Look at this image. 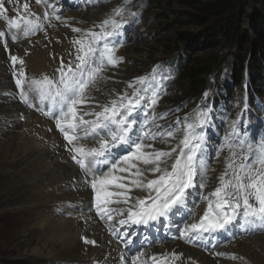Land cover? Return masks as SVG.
I'll list each match as a JSON object with an SVG mask.
<instances>
[{
    "label": "snow or ice",
    "instance_id": "obj_1",
    "mask_svg": "<svg viewBox=\"0 0 264 264\" xmlns=\"http://www.w3.org/2000/svg\"><path fill=\"white\" fill-rule=\"evenodd\" d=\"M36 2L46 5L45 20H49L50 8L57 21L67 24L57 14L59 0ZM23 9L29 11L28 3ZM7 11L4 0H0V19L6 23V30H0V44L5 50L8 39L15 43L44 31L40 18H31L35 14L10 18ZM126 11L130 16L138 15L117 7L89 29L73 27L78 34L72 40L74 59L65 64L61 58L55 78L28 77L24 59L9 53L17 99L54 121L66 141V151L82 172L83 186L93 192L89 211L94 209L108 232L131 253L128 259L120 253V264H175L182 253L153 254L143 259V248L161 236L216 247L218 237L231 239L235 238L230 235L233 233L264 231V137H250L240 130L239 121H232L231 131L219 135L214 148L211 139L217 135L216 113L207 106L167 121L171 113L158 114L156 107L168 94L167 85L173 77L159 65L150 74L127 82L122 92L104 94L115 95L114 99L100 102L93 95L99 91L94 86L106 78L108 69L117 68L124 60L116 52L123 45V30L129 24L123 18ZM161 120L166 123L160 124ZM224 123L221 120L222 126ZM86 140L94 141L95 146L81 143ZM156 143L172 146L163 150L156 148ZM225 150V170L215 178L213 190L205 192L211 161ZM134 189L147 195H133ZM201 204L205 205L202 215L198 214ZM172 230L178 236L172 235ZM148 233L153 236L149 238ZM81 239L96 244L88 237ZM215 255L243 259L223 252Z\"/></svg>",
    "mask_w": 264,
    "mask_h": 264
},
{
    "label": "bare ground",
    "instance_id": "obj_2",
    "mask_svg": "<svg viewBox=\"0 0 264 264\" xmlns=\"http://www.w3.org/2000/svg\"><path fill=\"white\" fill-rule=\"evenodd\" d=\"M107 10L108 6H104L76 12L74 15L79 19L91 21L106 15ZM68 28V24L54 22L44 29L46 32H40L37 37L31 38V45L24 44L21 40L12 44L20 51L12 49V52L25 60L31 72L39 73V78L42 75L50 77L54 75L55 67L58 65V56L66 54L60 49L68 45L65 40L59 45L54 42V38L59 37L63 40V37L70 33ZM141 35L142 33L139 34ZM46 36L50 38V43H54L53 47H50V43L45 40ZM11 43L9 40V47ZM24 45L31 49L30 53L27 54L26 51L23 53ZM0 46V157L3 168L0 171V191L9 194L0 211L16 209L20 219L29 226L28 231L25 230L22 236L23 248L27 250L30 246L29 236L41 235L40 245L37 244L39 250L35 255L41 250H48L47 257L53 260V264H92L95 261L99 264H120L119 244L110 238L108 232L93 215L87 213L90 204L93 203V192L89 187L83 186L78 166L71 160L64 147L66 141L48 118L41 117L39 111L17 99V88L14 89L10 72L3 62L7 56L2 44ZM141 46L143 50L147 48L143 43L131 40L120 53L127 57L128 62H133L134 59L147 53L141 49ZM52 54L55 61L51 58ZM27 68L25 66L28 75ZM136 71L135 65L125 63L115 73L108 74L121 81H109L107 78L100 80L94 86L99 91H94L93 95L98 100L114 97L115 95L104 94L111 93L112 90L116 93L121 91L127 83L126 78L132 77ZM13 89L16 91L15 96L12 93ZM21 116L25 117L24 122H21ZM63 160H66L67 164ZM75 177L77 181L74 183ZM74 185H77V192L72 190ZM69 204L76 207H69ZM40 206L48 209V212H32ZM69 213L73 217L78 216L73 218ZM81 217H85L86 221H81ZM80 237L95 240L96 244H86ZM56 244L59 247L53 250ZM167 247L168 251L183 252L185 261L191 257L204 264H217L210 255L179 242H175L173 247L172 243H169ZM225 249L243 259L223 260L219 264H264V234L230 243ZM158 252L156 254L162 255L160 251Z\"/></svg>",
    "mask_w": 264,
    "mask_h": 264
},
{
    "label": "rangeland",
    "instance_id": "obj_3",
    "mask_svg": "<svg viewBox=\"0 0 264 264\" xmlns=\"http://www.w3.org/2000/svg\"><path fill=\"white\" fill-rule=\"evenodd\" d=\"M155 1L156 0H149V2H147V6H148V10L146 12L147 19H146V23H144L145 26L142 27L140 31L142 35L139 36L137 40H134L136 42L143 43L145 47L147 48L143 50V47L141 46V49L143 51H147V53L143 54L138 59H134L133 62H128V61L126 62L128 65L133 64L136 66L137 71L132 77L141 75L142 73L146 72L149 69L151 64H153L154 62L162 58H165L166 56L173 55L179 49H182L184 52H186V54L187 53L190 54L191 57L193 58H201V57L206 56L210 52L219 50L223 53H227V52L229 53L227 60L224 62L223 70H225L227 73L233 72L232 75L236 81L234 72L240 66L239 64L240 57H243L244 54L245 56H248L247 54L249 53V50H250V42L243 43V38H238L237 44L235 45L230 44L226 46L227 43H224V41L221 40L222 36L220 35L217 38V40H221V41L219 42L216 41V43L211 45V42L208 41L206 38H204L200 32L206 25L215 22L218 17L212 18L211 20H209L208 18L210 17V14L208 15L207 12L202 11L199 0L194 1L191 6L183 5L182 3H180L181 0H157V2ZM202 1L206 2V0H202ZM4 3L6 4V7L8 8L7 12H11L9 8H13V7L14 8L12 12L16 11L17 9L24 10L23 9L24 3H28L29 5L28 12L34 9L32 14H35L36 16H39V17L44 15V12L46 10V5L43 2L41 3L42 5L39 6L35 2V0H12V3H9V0H4ZM32 6L34 7L32 8ZM101 7H104V6H101ZM94 9H97V8H94ZM89 10H92V9H89ZM245 10H246V14L251 12L252 5L248 4ZM107 13H108V10L106 14ZM176 15H179L177 19L175 18ZM198 15H201L203 18H205L208 21L205 22L203 25L191 24V22L195 20ZM39 22H43L42 17L40 18ZM185 31H193L192 33H193L194 39L188 41L184 38L180 40L176 38L177 36L181 35ZM44 32H46V30ZM241 32H248L249 35L253 34V30L251 28V23H250V18L247 17L245 19L244 23L240 27L239 34H241ZM63 38L64 39L62 40L59 37H55L54 42L59 43L60 45L63 43L64 40L67 43H68L67 41L68 39L69 41H71L69 36L65 35ZM45 40L48 43H50V38L48 36H46ZM8 42H9V39H8ZM21 42L24 44L31 45V40L29 42V39L21 40ZM35 42L37 43L36 40ZM12 44H16V43L12 42L10 45L11 48L9 47V43H8V50L4 49L5 53L7 54V57L3 60L5 64H6V61H8L9 64H11L9 53L12 55H15L12 52V49L15 51H18L16 46L13 47ZM53 46H54V43H50V47H53ZM23 47H24L23 53H25V51L27 54L30 53L31 49H28L26 45H24ZM66 48H68V45L64 46L63 49H60V50L64 51ZM170 48L172 49L169 50ZM72 50L73 48L70 49L68 53L70 54ZM234 51H237V53H234ZM30 55L33 56L34 54L33 55L30 54ZM51 58L53 61H55L53 54L51 55ZM28 72L32 74L35 78H39L38 77L39 73L38 74L33 73L29 69H28ZM129 78H126V80ZM181 80H182L181 83L183 86L184 78L182 79V76H181L177 81L174 82V87H173V92L175 93V96L173 97V99L175 98V100L178 102L183 101V100H190L188 98L189 96L187 94L186 87L184 86L182 87L180 85ZM237 88L240 89L239 87L235 86L233 88V91L235 92ZM168 100L169 99H166L167 103H168ZM166 106L167 105L165 104V107ZM24 118L25 117H23V119ZM23 119H21V122H24ZM0 155H1V152H0ZM63 162L66 163V160H63ZM1 163H2V159L0 157V171L3 170V168L1 167ZM66 167H68V165H66ZM78 172L82 176L81 170H79V168H78ZM81 176L79 177L82 179ZM73 181L76 182L77 177H75ZM72 190L77 192L78 191L77 185L72 186ZM8 197H9V194L6 191H0V209L3 207V204L6 202ZM35 211H42L44 213H47L48 209H46L43 206H40L36 210H33L32 212H35ZM74 216L75 217H73L72 215L73 218H77L78 215H74ZM85 219H86L85 217H82L81 221L83 220L85 221ZM28 228L29 226H27V224L24 223V220L20 219V217L17 215L16 209L14 210L12 209L11 211H0V264H53V260L47 257L48 250H41L38 252L37 255H35V253L39 250V247L37 246L40 245L39 243L42 238L41 235L38 234V235L29 236L28 241H30L31 244L27 248V250L23 248V244H22L23 237L22 236L25 230H27ZM58 247L59 246L56 244L53 250L57 249Z\"/></svg>",
    "mask_w": 264,
    "mask_h": 264
},
{
    "label": "trees",
    "instance_id": "obj_4",
    "mask_svg": "<svg viewBox=\"0 0 264 264\" xmlns=\"http://www.w3.org/2000/svg\"><path fill=\"white\" fill-rule=\"evenodd\" d=\"M194 1L196 0H181L180 3L191 6ZM199 1L202 11L207 12L208 15L210 14L209 20L218 17L215 22L206 25L200 32L204 38L211 42V45L221 40L227 43L226 46L235 45L238 42V38H243V43L250 42L248 56L244 54L243 57H240V66L234 72L236 83L238 84L244 78V74L247 71L250 85L262 88L264 82V0ZM248 4L252 5V11L246 14L245 9ZM178 16L176 15L175 18L177 19ZM247 17L250 18L253 34L249 35L248 32L239 34L240 27ZM205 20L201 15H198L191 24L203 25L208 21ZM192 32L185 31L176 38L179 40L182 38L188 41L193 40ZM220 35L222 39L217 40ZM234 53H237V51H234ZM187 54L182 49H179L173 55H169L167 60L181 59L182 79L184 78L183 86L186 87L188 96L192 97L198 95L201 89L208 84L210 76H216V78L219 76L229 53L215 50L201 58H193L190 54ZM181 82L182 80L180 81L182 86Z\"/></svg>",
    "mask_w": 264,
    "mask_h": 264
}]
</instances>
